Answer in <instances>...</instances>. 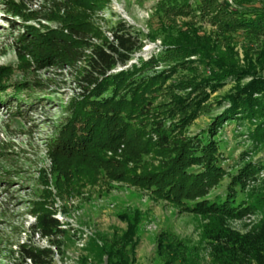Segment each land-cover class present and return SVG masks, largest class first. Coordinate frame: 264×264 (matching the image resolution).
I'll use <instances>...</instances> for the list:
<instances>
[{
  "label": "rangeland",
  "instance_id": "1",
  "mask_svg": "<svg viewBox=\"0 0 264 264\" xmlns=\"http://www.w3.org/2000/svg\"><path fill=\"white\" fill-rule=\"evenodd\" d=\"M233 4L0 0V264H24L21 248L50 246L52 239L40 234L44 217L60 224L52 264H105L106 257L96 260L93 250L120 236L129 224L136 231L135 264H164L155 255L162 235L190 250L197 247L199 264H214L211 248L218 241L213 234L244 235L261 223L264 167L243 184L252 198L240 217L188 208L225 196L242 169L264 164V108L239 114L230 110L233 98L244 96L240 91L248 87L255 89L249 92L252 98L264 103V32L230 31L228 11ZM120 21L143 44L126 67L150 57L158 64L138 76L139 82L150 80L145 93L151 103L140 116L128 118L133 138L127 142L113 141L109 133L91 138L87 125L98 122H75L69 106L83 90L89 51L76 45L81 59L55 65L62 53L50 40L56 34L70 39L68 27L73 24L87 33V42L101 44ZM25 33L36 37L27 42ZM219 65L225 68L221 74ZM159 124L175 142L168 149L155 145ZM204 140L216 144L208 154L220 152L214 155L218 169L206 182L205 195H181L178 203L162 198L151 180L179 153H196ZM199 151L198 164L186 169L179 165L183 173L193 176L207 170L206 151ZM118 174L142 178L141 185L118 181ZM234 188L231 194L240 190Z\"/></svg>",
  "mask_w": 264,
  "mask_h": 264
},
{
  "label": "trees",
  "instance_id": "2",
  "mask_svg": "<svg viewBox=\"0 0 264 264\" xmlns=\"http://www.w3.org/2000/svg\"><path fill=\"white\" fill-rule=\"evenodd\" d=\"M228 13L230 14L228 18V23L230 22L229 26L231 27H229L230 31L247 34L264 32V0L253 3L251 0H234V4ZM68 31L71 36L70 39L57 34L50 38L54 45L61 48L60 51L62 53L58 54L60 56L55 62L52 61L55 65H58L59 61H66L65 64H71L77 59H81L79 51L74 49L76 45H80L81 48H86L89 51L88 55H86V66L81 77L82 82H80L83 90L70 101V115L76 123L83 119L87 121L88 118L91 119L90 121L98 122L94 124V126L96 125L95 128L87 125L86 134L93 136L91 138L109 133L112 135L113 141L126 139L127 142L128 139L133 138L128 128V121H130L128 118L140 116L143 107L151 103L150 96L145 93V88L148 87L150 80L139 82L138 76L143 71L151 70L158 66L155 58L150 57L137 65L126 67L131 56L140 51L143 44L139 40L138 35L125 22L114 23L108 29V38L101 44H92L83 39L87 33L76 25L70 24ZM27 36L30 38L27 39ZM22 37L28 42V40H32L36 36L25 33ZM36 39L39 40V38ZM118 67H120L119 70H117ZM219 69V74L225 71L222 65H219ZM254 90L252 87L242 89L240 93L244 94V96L239 95L233 98L230 109L232 114L244 111L251 113L257 109L259 111L264 108V103H257L256 98H252L251 93H249ZM107 121L109 124L104 125L103 123ZM159 125L156 127L158 137L155 145L161 150L168 149L175 142H173V138L168 137L164 126ZM200 142L198 143L199 150L206 151L207 170L193 176H189V172L183 173L182 169L184 168H180L179 165H183L186 169L189 165L198 164L201 152L197 150L196 153H190L187 156L179 153L178 157L175 158L176 161H173L158 178L150 182V186L154 187L158 193H161L159 195L162 198L178 203L182 200L181 195L187 196L188 199L205 195V184L209 177L215 176L214 172L218 169L213 159L220 152L216 149L212 156L207 151L216 147L215 142L211 140ZM175 148H178V146L176 145ZM215 154L216 156H214ZM184 157L188 160H182ZM263 167V163L258 164V166L247 165L240 171L239 175L236 176L233 187L230 188V191L234 187L239 188L238 193L231 194L229 191L225 196L216 198L214 202H205L202 207L195 204L188 208L192 211L200 210L204 213H216L229 218L240 217L243 212L250 209L252 198V193L248 192L243 184L248 176L257 171L258 168ZM116 179L118 181H129L134 185L140 186L142 178L131 180V178H123L121 174H118ZM183 191L184 194L182 193ZM40 223L41 236L52 239L50 240L51 244L49 247L42 248H21L20 254L24 264H52V248L55 249L57 246L53 238L57 235L60 224L52 217H44L40 220ZM213 237L218 241V244L211 248L214 264H264V218L252 232L247 234L217 232L213 234ZM182 245L175 238L162 235L157 244L155 255L164 264H199L198 248L195 247L196 250L194 251L190 250L188 246L182 247ZM136 247V231L133 224H129L128 229L120 236L114 237L101 247L97 246L93 250V257L96 260H102L105 256V264H135Z\"/></svg>",
  "mask_w": 264,
  "mask_h": 264
}]
</instances>
